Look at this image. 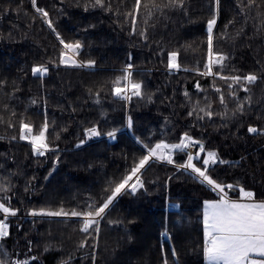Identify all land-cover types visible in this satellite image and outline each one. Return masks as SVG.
<instances>
[{
    "label": "trees",
    "instance_id": "trees-1",
    "mask_svg": "<svg viewBox=\"0 0 264 264\" xmlns=\"http://www.w3.org/2000/svg\"><path fill=\"white\" fill-rule=\"evenodd\" d=\"M88 2L37 0V6L49 12L56 30L66 40H80L84 45L75 58L96 62L91 67L49 64L48 75L41 79L31 73V67L48 63L49 57L58 58L60 46L55 34L36 16L30 0H0V80L8 82L0 92V117L4 120L0 136L7 137L0 139V180L8 177L13 186L7 194L10 204L20 209L15 217L8 218L9 235L0 239V249L7 250L13 259L30 258L29 264H92L91 250L76 247L83 239L78 218L32 217L27 213L34 207L79 210L93 202L90 197L99 201L98 194L106 182L126 170L134 156L143 154L137 138L178 143L187 131L202 140L206 150H217L223 160L233 161L232 165L213 166L214 178L244 185L257 192V199L264 198V132H247L249 124L264 129V80L250 86L253 102H244L245 113L231 118L214 116L199 123L187 115L196 101L203 107L210 100L215 112L223 111L213 84L224 91L228 109L235 107L224 81L201 75L207 59L206 21L213 0H186L183 11L165 8L155 12L147 25L148 41L131 34L123 16L118 19L115 11L86 9ZM133 3L111 0L113 9L118 7L121 13ZM254 4L240 12L237 0H221L214 47L230 54L224 75L248 71L259 74L264 68V30L258 33L255 27L261 23L257 12L264 13V0H254ZM142 13L143 9L139 28L146 27ZM228 21L234 23L225 30ZM241 28L242 34L232 38ZM224 31L227 36L221 35ZM157 42H162L166 51L179 50V70L167 68L166 55H160ZM129 62L134 65L133 78L142 80L145 87L141 97L124 100L112 94L111 81L122 75L121 69ZM13 81L18 90L9 98ZM197 82L200 90L195 88ZM185 90L192 103L186 99ZM149 95L151 100L147 99ZM237 95L243 100L247 93L237 89ZM33 99L35 104L31 103ZM3 104L10 106L8 111L3 110ZM11 111L16 116L11 117ZM21 114L26 122L33 123L34 131L46 115V136L59 151L34 155L29 142L18 139ZM128 116L133 121L131 128L127 126ZM9 119L14 128L7 126ZM93 123L104 134L77 147L79 139L84 138L82 128ZM113 128L119 131L110 138L107 132ZM12 136L17 140H11ZM173 156L178 163L186 159L179 150ZM142 179L145 188L119 197L101 220L95 264H163L165 255L168 264H205L202 205L216 194L190 171H178L165 162L153 161ZM237 194L229 190V195ZM3 195L0 193V198ZM166 228L171 239L161 235ZM28 241L32 242L30 251ZM172 245L176 257L171 255Z\"/></svg>",
    "mask_w": 264,
    "mask_h": 264
},
{
    "label": "snow or ice",
    "instance_id": "snow-or-ice-1",
    "mask_svg": "<svg viewBox=\"0 0 264 264\" xmlns=\"http://www.w3.org/2000/svg\"><path fill=\"white\" fill-rule=\"evenodd\" d=\"M32 7L35 9L36 16H39L42 23L46 24L49 29L55 34V37L59 44L58 58H48V63L34 64L31 67V73L38 78H43L48 75L50 68L49 64L65 65V66H93L95 60H87L85 62L78 61L75 57L84 47L80 40H66L53 23L50 18L49 12L43 8L37 6V0H30ZM186 0H134V3L130 8L123 13L117 7L113 9L111 0H89L85 3V8H100L103 11L112 13L115 11L117 18L121 16L129 22L131 34L138 35L144 41L149 40L148 35V21L150 18H154L155 12H162L165 8H176L185 10ZM238 11L244 12L245 9H250L255 6L254 0H247L244 3L243 0H237ZM143 9V23L146 27H138V17L141 15ZM19 8L17 9V11ZM221 10V0H213L211 6L210 17L206 21V49L207 59L204 62V70L201 75L206 77H212L213 79L219 77L227 85L228 96L233 100L235 107L231 110L228 109V101L226 100L224 91L212 85L215 88V92L218 94L219 105L223 108V111L215 112L212 109V102L207 101L203 107L200 106V102H191V98L187 90H185V97L189 103H192L191 109L187 115L194 118L195 123H199L205 119L212 120L214 116H221L225 118L235 117L237 113H245V101L249 105L252 104L251 85L264 80V68L257 74L254 71H248L245 74H231L224 75L226 68V61L230 58V54L223 51H218L214 47V42L217 39L214 34V29L218 24V18ZM7 11V9H6ZM62 12V9H58ZM36 16L32 17L35 21ZM258 17H262L261 23L256 25L257 32L264 30V13L258 11ZM245 21L248 16L245 15ZM234 21H228L224 26L225 30ZM243 32V28L236 30L232 38L240 36ZM221 35L227 36V31L221 33ZM159 47V53L161 56L166 55L167 68L170 70H179L181 64L178 62L180 55L179 50H167L163 46L162 42H157ZM190 47V45L186 46ZM132 59V54L129 53V60ZM134 65L129 62L123 69H121L122 75H118L111 81V91L115 97L122 98L124 100H130L132 96L141 97L142 89L145 87L142 80H136L133 78ZM199 71V69H196ZM234 72L238 70L233 69ZM8 85L6 80H0V92ZM236 85L237 88L233 86ZM195 88L200 90L201 85L199 82L195 84ZM12 93L7 94L9 98L14 97L17 89L15 81L12 82ZM237 89H243L247 95L241 100L237 95ZM91 94V89H89ZM97 102H99V92L96 93ZM148 100H151V95L147 96ZM31 103L35 104L36 100H31ZM46 103V101H45ZM8 104H3V110H9ZM75 111V109H73ZM10 116H16L14 111L10 112ZM0 123H4L3 117H0ZM133 121L131 116L127 117V126L131 128ZM9 128H14L12 120L7 121ZM49 123L47 116L45 115L44 122L38 126V129L34 131V125L31 122H26L25 118L21 114L19 119V135L18 139L21 141H28L30 144L31 152L37 157L45 156L50 152H58V146H53L47 136ZM66 130V129H65ZM119 129L113 128L107 132L108 137L115 138ZM258 131L264 132V129H258L256 126L249 124L247 126L248 133H257ZM83 139H79L77 147L86 143L95 137H99L102 131L96 124L82 128ZM7 137L0 136V139ZM11 140H17L16 136L10 137ZM59 139V134H57ZM138 142L142 145V153L139 157H133L131 164L126 170L115 178H110L106 182V187L98 194L99 201L92 199L93 202L86 204L82 209L73 208L66 211L62 206L58 209H51L46 207L31 208L28 211V215L32 217H76L80 220L79 231L83 236V239L79 240L76 247L78 250H83L86 247L89 248L92 264H95L96 249L99 247L98 236L100 232V222L107 215V212L115 206V202L119 197L128 194H135L140 189L145 188V182L142 179V173L147 170V167H151L153 161L165 162L169 165H174L177 170L190 171L194 174V177L198 179L203 185H207L208 189L216 194V198L205 199L202 205V224H203V244L202 252L204 259L208 264H264V198L257 199V192L244 185L236 183H225L217 178H214L211 169L217 163L232 165L233 161L223 160L217 150H206L205 143L194 138L189 132L185 131L180 137L178 143H168L164 139H160L155 143L151 141L145 142L140 140ZM197 151H193V148H197ZM179 150L181 153L186 154V159H183L182 163H178L174 159L173 153ZM201 156V153H205ZM59 157H57L58 162ZM243 159V158H242ZM195 161V162H194ZM238 163V162H237ZM0 167H3L0 165ZM172 177H169V180ZM27 183V182H26ZM12 185L8 177L0 180V193L4 194L0 198V213L3 214V218L0 219V239L9 235L8 218L15 217L20 209L12 207L10 204L11 197L7 194L12 191ZM229 190L237 192L235 196L229 195ZM25 191H29L26 186ZM261 195L264 196V187H262ZM200 219V217H198ZM177 224L181 221H177ZM162 236L171 237L167 231V228ZM31 241H28L29 251L31 250ZM163 251V245H161ZM47 250V247L45 248ZM171 255L177 256L175 245L171 246ZM0 264H29L30 258L13 259L11 254L7 250L0 249ZM34 259V258H31ZM71 259V257L69 258ZM61 264H68V261H61ZM163 264H168L167 255L164 256Z\"/></svg>",
    "mask_w": 264,
    "mask_h": 264
},
{
    "label": "built area",
    "instance_id": "built-area-1",
    "mask_svg": "<svg viewBox=\"0 0 264 264\" xmlns=\"http://www.w3.org/2000/svg\"><path fill=\"white\" fill-rule=\"evenodd\" d=\"M198 150V147L197 148H193V151H197Z\"/></svg>",
    "mask_w": 264,
    "mask_h": 264
},
{
    "label": "crops",
    "instance_id": "crops-1",
    "mask_svg": "<svg viewBox=\"0 0 264 264\" xmlns=\"http://www.w3.org/2000/svg\"><path fill=\"white\" fill-rule=\"evenodd\" d=\"M205 260V259H204ZM205 264H208V262L205 260Z\"/></svg>",
    "mask_w": 264,
    "mask_h": 264
}]
</instances>
